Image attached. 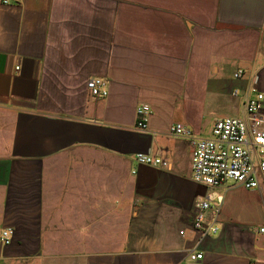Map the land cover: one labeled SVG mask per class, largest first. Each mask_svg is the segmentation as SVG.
I'll list each match as a JSON object with an SVG mask.
<instances>
[{"label":"crops","instance_id":"0c3cea01","mask_svg":"<svg viewBox=\"0 0 264 264\" xmlns=\"http://www.w3.org/2000/svg\"><path fill=\"white\" fill-rule=\"evenodd\" d=\"M93 77L108 96H92ZM254 88L264 0L0 1V264H264V184L211 187L192 171L194 143L246 118ZM178 123L191 134L172 135ZM209 198L219 230L203 236Z\"/></svg>","mask_w":264,"mask_h":264},{"label":"built area","instance_id":"2783aa9c","mask_svg":"<svg viewBox=\"0 0 264 264\" xmlns=\"http://www.w3.org/2000/svg\"><path fill=\"white\" fill-rule=\"evenodd\" d=\"M9 4L12 0H0ZM19 66L16 70H19ZM245 74L243 69L234 73L235 79H241ZM88 90L94 97H106L109 94V82L105 78L93 77L87 81ZM246 118L225 117L215 121L212 136L202 138L194 143L192 153V171L195 182L211 187L233 181L245 188H260L264 184V94L253 89V95L246 101ZM137 127L148 128L152 109L148 104H141L137 110ZM172 135L187 136L191 132L180 123L170 126ZM138 163L167 168L170 163L160 156L136 153ZM217 206L211 204V199H200L196 202L197 212L193 227L203 236L215 234L219 228L216 221L219 214ZM264 231V229H262ZM14 231L6 228L2 232L3 245L12 243ZM184 234V232H182ZM203 253L194 252L189 255L191 263L202 260Z\"/></svg>","mask_w":264,"mask_h":264}]
</instances>
